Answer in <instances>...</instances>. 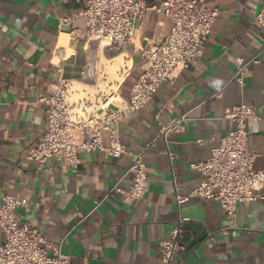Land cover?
<instances>
[{
    "label": "crops",
    "instance_id": "1",
    "mask_svg": "<svg viewBox=\"0 0 264 264\" xmlns=\"http://www.w3.org/2000/svg\"><path fill=\"white\" fill-rule=\"evenodd\" d=\"M205 1L220 13L203 55L130 112L125 104L142 71L141 50L168 32L167 17L148 11L128 47L113 49L85 39L80 18L58 26L85 0H0V203L3 195L26 198L16 211L19 221L28 220L49 242L61 241L68 264H162L159 242L170 237L178 218L185 221L175 264H264V201L238 203L231 221L215 200L176 205V193L190 194L200 179L190 164L206 159L233 128L224 112L246 104L264 113V29L254 23L264 0ZM121 53L128 64L118 69L125 74L116 81L111 106L122 108L120 138L128 151L142 154L147 172L145 193L127 202L117 193L105 195L115 184L130 185V155L83 152L76 168L54 158L39 167L26 155L46 128L40 98L62 78L78 82L88 61L103 65V81L106 61ZM255 54L244 83L230 80L238 60ZM183 114L187 120L164 140L161 127ZM247 130L257 153L254 167L262 170L264 118Z\"/></svg>",
    "mask_w": 264,
    "mask_h": 264
},
{
    "label": "built area",
    "instance_id": "2",
    "mask_svg": "<svg viewBox=\"0 0 264 264\" xmlns=\"http://www.w3.org/2000/svg\"><path fill=\"white\" fill-rule=\"evenodd\" d=\"M148 11L170 20L168 32L158 41L141 50L142 71L132 84L125 109H142L165 81L173 80L179 72L196 63L203 55L211 27L219 16V8L205 0H161L159 4L146 0H85L83 7L69 16L59 18L58 26L82 19V35L95 40L101 47L125 49L134 36L135 25ZM254 23L264 29V5L255 13ZM258 54V53H257ZM257 54L239 59L230 80L244 83V75ZM103 65L88 61L83 65L78 82L85 86H100L104 76ZM73 82L62 78L48 96L40 98L46 103L47 122L38 142L26 150L39 167L50 158L59 164L76 168L79 154L99 151L106 156L130 155L133 160L126 173L131 176L127 188L115 184L105 195H121L123 202L137 200L146 191V165L141 153L128 151L119 134L122 108L111 106L115 90L83 98H72L79 90ZM85 92L86 89L84 88ZM224 117L233 122V128L218 139L209 156L190 164L200 174L192 192L186 196L176 193L177 208L190 198L215 200L227 219L231 221L236 206L241 202L264 201V169L257 170L255 150L248 144L247 124L264 118L254 106L240 104L228 108ZM187 120L185 114L160 129L166 139L170 132ZM170 161L173 158L168 151ZM26 198L3 195L0 203V264H68L69 256L61 251V241L52 243L32 229L28 220L19 221L17 209L25 207ZM185 219L178 218L168 239L160 240L162 264H175L178 240L183 233Z\"/></svg>",
    "mask_w": 264,
    "mask_h": 264
},
{
    "label": "rangeland",
    "instance_id": "3",
    "mask_svg": "<svg viewBox=\"0 0 264 264\" xmlns=\"http://www.w3.org/2000/svg\"><path fill=\"white\" fill-rule=\"evenodd\" d=\"M105 65L107 66V70H105L107 77L105 79H103V81H101L102 78L99 79V81H98L97 84L100 86L99 87L100 88V91H103V92H107L108 93L110 90L115 89V85H116L115 78H117V76H119L118 75V69H119V67H118L117 71L114 69L115 67H113V66H116L117 65L116 60H114V59L112 61H106ZM113 77H115V78H113ZM76 88L79 90V92H78V94H76V93L74 94L73 93L71 95L72 98H83L85 96L84 93L87 92V91H89V90L94 91L95 97L98 94L101 93L100 91L97 90L98 89L97 86H83L79 82H74L73 83L72 89H76ZM84 88L86 89L85 92L83 91Z\"/></svg>",
    "mask_w": 264,
    "mask_h": 264
},
{
    "label": "bare ground",
    "instance_id": "4",
    "mask_svg": "<svg viewBox=\"0 0 264 264\" xmlns=\"http://www.w3.org/2000/svg\"><path fill=\"white\" fill-rule=\"evenodd\" d=\"M123 55H124V54L121 53V54L116 55L115 58H114V60H116L117 65H116V66H113V67H115L114 69H115L116 71H117L118 67H119V69L121 70V67L127 66V64H128V63H126V65H125V63H123V62H124ZM113 65H114V64H113ZM111 69H112V68H111ZM114 73H115V72H114ZM124 74H125V70L123 69V70H122V73H121L119 76H117V78H115V77H113V78H115V80H116L117 82H119V81L123 78ZM113 90H114V89H113ZM84 94H85L86 97L93 96L94 91L89 90V91L85 92Z\"/></svg>",
    "mask_w": 264,
    "mask_h": 264
}]
</instances>
